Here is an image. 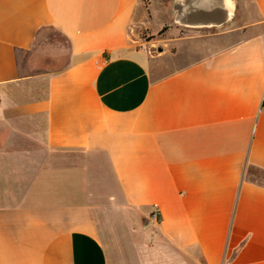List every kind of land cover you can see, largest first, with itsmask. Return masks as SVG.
I'll use <instances>...</instances> for the list:
<instances>
[{"label": "crops", "instance_id": "crops-1", "mask_svg": "<svg viewBox=\"0 0 264 264\" xmlns=\"http://www.w3.org/2000/svg\"><path fill=\"white\" fill-rule=\"evenodd\" d=\"M229 1L0 0V264H264V0Z\"/></svg>", "mask_w": 264, "mask_h": 264}, {"label": "rangeland", "instance_id": "rangeland-1", "mask_svg": "<svg viewBox=\"0 0 264 264\" xmlns=\"http://www.w3.org/2000/svg\"><path fill=\"white\" fill-rule=\"evenodd\" d=\"M154 3L159 7L163 8L162 0H154ZM164 12V11H163ZM161 23V21H159ZM158 21L155 22V26ZM162 33L158 36L151 34L144 30L141 33V37L146 41H151L160 38ZM150 44V43H147ZM157 44V45H156ZM148 46V45H147ZM37 49L31 53H19V66L22 70L25 71L28 75H36L41 73L40 71H48V69H55L63 67L69 57V46L65 37L57 30L53 28H47L43 30V33L40 37V40L37 43ZM167 46H163L160 43L150 44L148 49L153 55L159 54ZM171 51V50H170ZM40 58L41 63H38L39 66L29 63L31 59ZM34 83L37 81H33ZM254 178L264 183V173L259 170H254Z\"/></svg>", "mask_w": 264, "mask_h": 264}, {"label": "water", "instance_id": "water-1", "mask_svg": "<svg viewBox=\"0 0 264 264\" xmlns=\"http://www.w3.org/2000/svg\"><path fill=\"white\" fill-rule=\"evenodd\" d=\"M218 3H219V6H218L219 10H217L216 12H214V11L211 12L214 17L215 16H217V17L214 18L215 21L207 22L206 23L207 26H220V25L224 24L225 22H227V20L232 18V14H233L232 2H230L229 0H218ZM222 6H223V9L220 10V7L222 8ZM174 11L176 13V22L178 24L190 25V23L185 21L183 16L181 15L180 3H176L174 5Z\"/></svg>", "mask_w": 264, "mask_h": 264}, {"label": "built area", "instance_id": "built-area-1", "mask_svg": "<svg viewBox=\"0 0 264 264\" xmlns=\"http://www.w3.org/2000/svg\"><path fill=\"white\" fill-rule=\"evenodd\" d=\"M262 109L264 110V102H263V105H262ZM153 217L155 218L156 217V219L158 218V212H153Z\"/></svg>", "mask_w": 264, "mask_h": 264}, {"label": "trees", "instance_id": "trees-1", "mask_svg": "<svg viewBox=\"0 0 264 264\" xmlns=\"http://www.w3.org/2000/svg\"><path fill=\"white\" fill-rule=\"evenodd\" d=\"M259 183L264 185V183H263V182H259Z\"/></svg>", "mask_w": 264, "mask_h": 264}]
</instances>
